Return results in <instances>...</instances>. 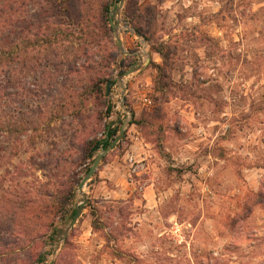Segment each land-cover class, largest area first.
Here are the masks:
<instances>
[{
    "label": "rangeland",
    "instance_id": "374dc122",
    "mask_svg": "<svg viewBox=\"0 0 264 264\" xmlns=\"http://www.w3.org/2000/svg\"><path fill=\"white\" fill-rule=\"evenodd\" d=\"M134 11L154 17L142 35ZM1 15L0 264H264V0H0ZM12 228L34 240L18 249Z\"/></svg>",
    "mask_w": 264,
    "mask_h": 264
},
{
    "label": "trees",
    "instance_id": "16d2710c",
    "mask_svg": "<svg viewBox=\"0 0 264 264\" xmlns=\"http://www.w3.org/2000/svg\"><path fill=\"white\" fill-rule=\"evenodd\" d=\"M147 11H149V9H147ZM106 12H107V10H106ZM134 12H133V15L131 16L132 17L131 20L133 21L132 25H133L134 31L137 34L142 35V33H144L142 28H145L147 26L148 27L152 26L153 21H154V17H153V15H150L151 13H148V12L145 13V14H140V13H136V12L134 13ZM4 15H1L0 18L1 19L4 18ZM0 21H2V20H0ZM0 27H1V25H0ZM145 33H146V30H145ZM3 48H5V47H3ZM1 53L4 54L5 52H2V49H1L0 50V54ZM8 78H9V72L6 71V70H2L1 69L0 70V99L4 98L7 95V91L8 90L6 88V84L8 83ZM9 124L10 123L8 122L7 116L6 115L2 116L1 121H0V130L9 129V126H10ZM116 132H117V130H115V129L111 130L109 128V126H108L107 133H106V135H107L106 138L99 139V140L93 142V144H91V143L88 144V149L90 150V153L88 154V157L91 158L92 152L94 151L96 145L101 144L103 146H107L109 144V139L113 135H115ZM253 201H254V204L260 205L264 209V191L261 190L259 192H256L254 194V200ZM74 211L75 210H73L71 212L69 218L72 217ZM66 213L67 212L61 213L60 218L64 219L66 217L65 216ZM93 227H95L94 223H93ZM9 233L11 235H15L18 240H21V243L18 242V243L15 244L16 245L15 247H17L18 249L22 247V244L25 245V243H31V241L34 240L33 236L30 237L31 234L34 233L33 231H27V230H24L22 228H19V229L12 228ZM35 236H38V235L35 234ZM8 250H9V243H4V244L0 245V261L7 254Z\"/></svg>",
    "mask_w": 264,
    "mask_h": 264
},
{
    "label": "water",
    "instance_id": "95a60500",
    "mask_svg": "<svg viewBox=\"0 0 264 264\" xmlns=\"http://www.w3.org/2000/svg\"><path fill=\"white\" fill-rule=\"evenodd\" d=\"M123 1L124 0H119V7L122 6L123 4ZM110 24L111 26L117 30V25L118 23L117 22H114L113 20L110 19ZM116 40H117V44L118 46L120 47V49L124 51L123 47H122V41L119 37V35L117 34L116 36ZM141 67V63L140 62H135L131 65V67L126 70L122 77L120 78L122 80L123 77L125 76H128L129 74L137 71L138 69H140ZM109 83L107 84V91H109ZM121 106L122 108L124 109V104H123V97H122V103H121ZM129 123V119H126L122 122L121 126H120V129L117 133V135L115 136V138L113 139V141L101 152L99 153L93 160V163L92 165L89 167L88 171L86 172V174L82 177V179L80 180L79 184H78V190L83 188L84 185L86 184V182L91 178V176L94 174L100 160L102 159V157L109 151L111 150L112 148H114L116 146V144L121 140L122 136L124 135L125 133V129L127 127ZM79 191L75 193V196L79 197ZM84 194V193H83ZM86 196L84 194V197H83V200L78 204L77 208L75 209L67 227L65 228L64 230V233H63V228L59 229L58 232L56 233V240H58L60 238V236H65L66 235V232L76 223V221L79 219V217L81 216L82 214V211L84 209V206L86 204ZM42 260L46 259V256L45 255H42Z\"/></svg>",
    "mask_w": 264,
    "mask_h": 264
},
{
    "label": "built area",
    "instance_id": "2783aa9c",
    "mask_svg": "<svg viewBox=\"0 0 264 264\" xmlns=\"http://www.w3.org/2000/svg\"><path fill=\"white\" fill-rule=\"evenodd\" d=\"M146 104H150V100L148 98H144Z\"/></svg>",
    "mask_w": 264,
    "mask_h": 264
},
{
    "label": "bare ground",
    "instance_id": "6f19581e",
    "mask_svg": "<svg viewBox=\"0 0 264 264\" xmlns=\"http://www.w3.org/2000/svg\"><path fill=\"white\" fill-rule=\"evenodd\" d=\"M119 26H120V24L117 25V29H118V30H119ZM81 189H82V188H81ZM79 190H80V189H79Z\"/></svg>",
    "mask_w": 264,
    "mask_h": 264
}]
</instances>
